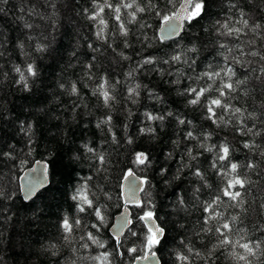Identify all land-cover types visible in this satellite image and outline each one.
<instances>
[{"label": "trees", "instance_id": "16d2710c", "mask_svg": "<svg viewBox=\"0 0 264 264\" xmlns=\"http://www.w3.org/2000/svg\"><path fill=\"white\" fill-rule=\"evenodd\" d=\"M136 2L140 7L147 4V0ZM205 2L207 11L201 13L203 18L186 21L182 34L170 41L159 36L162 16L176 13L182 0H153L161 15L149 8L136 13L130 24L127 21L133 9H123L128 47H124L119 35H114L115 20L107 17L105 39H97L98 21L87 19L92 11L91 0H8L7 4H0L4 9L0 12V51L4 53L0 57V191L4 193L0 196V264H134L137 257L149 252L158 253L161 264H236L229 255L230 249H218L208 256L216 243L215 233L195 235L200 227L197 221L203 214L194 190L200 189L195 196L203 201L224 187L212 164L217 163V148L225 142L230 148V162L238 164L237 172L245 186H237L242 204L229 207L235 203L229 201L221 205L220 211L226 219L238 217L233 227L243 230L247 239L264 240V75L259 71L264 60L246 56L248 63L243 67L233 65L237 73L234 79L247 82L237 88L231 105L242 109L241 119L248 126L255 125L254 131L261 132L259 136L239 131L241 119L230 122L231 113L220 109H216L217 116L224 122L213 123L207 118L206 108L188 105L182 95L191 83L188 76L195 78L209 65H222V57L216 54L217 50L224 51L218 49L219 42L232 46L243 40L241 46L247 51L246 42L254 39L252 50L264 54V36H253L250 31L252 21L264 23V2L231 0L237 4L234 9H229V0ZM241 10L250 21L249 28L243 30L247 35L242 34L240 39L219 36L213 28L217 21L242 27L236 23L242 18ZM25 24L32 27L26 28ZM259 31L264 33V29ZM20 44L24 45L22 49ZM193 46L198 49L193 69L186 64L162 63L172 54L186 53L191 57L193 53L187 49ZM121 52L128 59H123ZM148 58L153 59V64L143 65ZM28 62L33 64L37 76L30 80L29 90H24L15 82L19 77L14 67L23 68ZM177 68L184 77L173 83L177 77L168 73H175ZM72 83L77 85L78 95L69 93ZM100 84L113 97L107 106L102 95L93 94ZM136 85L141 86L138 95L129 98L128 89ZM168 112L173 116H168ZM145 113L163 115L165 119L147 120ZM177 116L192 123L181 125ZM108 118L109 124L97 127ZM149 127L154 132L141 131ZM187 131L193 132L194 140L186 138ZM245 143L259 147L245 148ZM89 147L94 151L88 152ZM186 147L196 160H189ZM140 152L150 158L146 166L136 163ZM182 157L189 167L178 173ZM37 161L47 163L50 182L27 202L20 180ZM249 164L255 166L248 167ZM195 170L204 173L206 180L193 176ZM129 171L142 177L145 186L141 203L130 206L131 232L116 239L109 228L126 205L122 183ZM205 184L212 187L202 186ZM78 189H83L102 211V223L94 213L89 215L91 208L79 212L80 201L72 199ZM181 200L185 203L181 204ZM149 210L160 218L157 222L166 229L167 239L164 243L165 237H161V243L151 251L146 245L148 227L137 219ZM65 217L70 222L81 221L71 234L61 227ZM94 224L96 228L92 227ZM89 233L104 246L89 240ZM65 235L70 238L65 240ZM233 238L239 239V235ZM85 244L87 247H83ZM131 248L137 251L130 252ZM189 248L200 252L201 257L189 253ZM104 254H108L107 260L103 259ZM182 255L187 260L178 259ZM251 260L252 264H261L264 256Z\"/></svg>", "mask_w": 264, "mask_h": 264}, {"label": "snow or ice", "instance_id": "6c2138e0", "mask_svg": "<svg viewBox=\"0 0 264 264\" xmlns=\"http://www.w3.org/2000/svg\"><path fill=\"white\" fill-rule=\"evenodd\" d=\"M171 2V0H169ZM251 2V0H249ZM257 2H264V0H257ZM8 0H0V4H7ZM92 3V11L87 16V19L92 22L98 21V30L96 31L95 35L98 40L105 39V28H108L109 25L106 22V17L108 19H114L115 24L112 25V28L115 29L114 35H119L122 38V43L124 47H128V40L127 37L129 35V31L127 29V24L122 22L121 11L123 9H133V11L129 14L130 19H128L127 23H132L136 19V13L145 12L147 9L151 8L157 15H161L159 10L153 3V0H147V4L145 7H140L136 0H91ZM229 9L237 8L236 3H232L229 0L228 4ZM191 9V10H189ZM182 12L180 14H172V15H163L162 18L165 23L170 22L172 19L179 18L181 14L186 21H193L196 20L197 17L203 18L201 16L202 12L207 11V5L205 0H185V3L181 6ZM4 9L0 7V12H3ZM87 12L88 9H85ZM240 16L242 17L240 20L236 21V23L242 25V27H234L229 23H221L217 21L216 25H213L214 29L218 30L219 36L225 37H235V39H240L241 35H247L244 33V29H248L250 25L249 19L245 17V13L241 10ZM231 20V17H228ZM198 22V20L196 21ZM26 28L32 27L30 24H25ZM147 27V25H145ZM261 29H264V23L260 22H251L250 31L253 33V36H264ZM245 41L241 40L240 44H234L229 46L227 43L219 42L218 49H223V52L216 51V54L222 57V65H217L213 67L212 65L208 66L207 70L200 72L195 78L188 76L187 79L191 81L190 84L186 85L182 95L187 98V104L190 106H196L199 108H206L208 113L207 118L213 120V123H223V118L217 116L216 109H220L222 112H230V122L231 119H241L243 117V112L240 107H233L231 105V100L236 99L233 95L236 93L237 88L246 84V80L239 79L234 77L237 76L236 69L233 65H240L241 67L244 66L245 63H248L244 59L246 56L257 57L259 56L260 60H264V54H261L255 50H252L251 46L255 43L254 39H249L246 43L248 45V50L245 51V48L242 47ZM110 46V45H109ZM0 47H2V42H0ZM19 47L22 49L24 47L23 44H20ZM88 47L93 48L96 50L95 47L91 44ZM38 51H42L43 49L38 48ZM115 51V49H113ZM187 52L193 53L191 57H189L186 53L184 55L179 54H172L169 59L163 60V64H186L189 69H193L196 65L195 54L198 52V49L193 46L192 48L187 49ZM238 53V54H237ZM4 53L0 51V57H2ZM25 55H27L25 53ZM119 55L123 59H128L127 56H124L123 53H119ZM153 59L148 58L143 61V65H150L153 64ZM141 65V66H143ZM92 65H88V68L91 69ZM14 71L18 74V81L24 90H29V82L32 78L37 76V71L34 69V66L31 62H28L23 68L20 66L14 67ZM135 71V69H133ZM161 74L163 75V69H160ZM253 72L256 71L255 68L252 69ZM260 73L264 75V67L259 69ZM169 75H175L177 79L173 81V83H179V80L184 77V73L177 68L175 73L169 71ZM129 76L132 75L131 72L128 73ZM89 76L91 73L89 72ZM259 79V77H258ZM200 81H204L203 84H200ZM107 83V82H106ZM193 84L197 86H192ZM60 87H64L63 84ZM141 86L136 85L135 88L128 89V96L129 98H134L135 95H138L137 89ZM71 95H78L77 85L72 83L68 89ZM94 95L103 96L104 104L107 106L112 101L113 97L110 96L109 90H105V86L100 84L96 87L93 91ZM151 95V94H150ZM157 101H160L158 95L155 96ZM147 120H160L163 121L165 117L163 115L153 116L150 113L144 114ZM168 116H173L172 112H168ZM249 116L252 113L248 114ZM215 118V119H214ZM177 122L181 125L191 124L192 121H185L180 117H176ZM109 120L105 119L97 124V127H100L101 124L107 125L109 124ZM264 123V121H262ZM255 125L248 126L243 122L241 119V123L239 126V131L244 134H252L254 136H259L261 134L260 130H255ZM141 131H147L149 133L154 132V129L149 127L148 129H142ZM186 138L191 141L194 140L195 137L193 136L192 131H187L185 133ZM115 139V137H114ZM131 143V141H129ZM177 143V142H174ZM177 146L178 143H177ZM87 147V146H86ZM199 147H204L203 144H200ZM245 148H253L259 147L255 144H244ZM88 152H93L94 149L89 147L87 148ZM211 150V149H209ZM230 148L227 146V143L221 144L217 148V155L216 161L217 163L212 164V168L216 170L217 175L221 177L222 182H224V187L222 189L215 190L210 199L200 201L198 196H195V193L199 192L200 189L194 190V198L196 199L197 203L199 204V210L203 214L197 221L200 225L198 229L195 230L196 236H201V234H208V233H215L216 234V243L212 246V249L209 251L208 256L210 257L216 250L218 249H230L229 255L235 260L236 264H252V257H256L257 255L264 256V240L260 241H252L246 238V234L241 229H234L233 225L238 220V217L233 215L230 219H226L224 212L220 211L221 205L233 201L234 204H229V207H239L242 204V201L238 198L241 197V192L238 190L239 188H243L245 186V182L239 178V174L237 172L238 164L230 162ZM185 154L188 156L189 160H196L197 157L193 155L192 150L189 148H185ZM3 155L8 156L9 153H3ZM171 153H169V157H171ZM264 155V152L261 153ZM101 160L103 157L100 158ZM182 163L181 166L177 168V172L179 173L183 167H189L188 164L183 163V157L181 158ZM150 162V158L147 157L143 152L136 154V163L140 165H145L146 163ZM230 164V167H229ZM254 164H249L248 167H254ZM221 169H224L221 171ZM166 171V170H165ZM193 176L198 177L201 181H205L206 177L204 173L199 170L192 171L191 173ZM134 175L133 172H128V177L131 178ZM141 183H145V181H141ZM211 188V185H202ZM237 189V190H233ZM4 193L0 191V196H3ZM226 198V199H225ZM73 200H79L80 206L78 208L80 213H85L87 208L92 209V213L96 218L102 223L104 220V216L102 215V211L95 207L93 201L89 199V197L84 193L83 189H78L76 194L72 197ZM181 204H184L185 201L181 200ZM137 219L139 221H152V225L147 228V232L149 235L146 237V245L148 249L151 251L152 247L156 244L161 243L160 237H165L164 243H167L166 239V229L156 223L160 218L158 216L154 217V213L149 210L144 212L143 215H138ZM131 221L125 220L124 224H129ZM81 224L80 220H73L72 222L69 221L67 217L63 219L62 222V229L65 233L71 234L74 230V226H79ZM93 228H96L97 225H92ZM123 227V225H122ZM131 232V229H129ZM132 235H136V233L132 232ZM239 235V239H234L233 237ZM70 235H65L64 239L68 240ZM93 243L97 244L99 247H103L104 245L98 241L92 233L88 234L87 237ZM83 239V237H81ZM83 247H87V245H83ZM260 250L259 252L257 250ZM130 252H136V248L129 249ZM189 253H192L195 257L200 258L201 253L198 251H194L193 248L188 249ZM107 255H103V259L107 260ZM152 256H155V252H151ZM149 257L144 256L141 259H148ZM186 255L179 256L178 259L181 261L187 260ZM261 264H264V261H261Z\"/></svg>", "mask_w": 264, "mask_h": 264}, {"label": "water", "instance_id": "95a60500", "mask_svg": "<svg viewBox=\"0 0 264 264\" xmlns=\"http://www.w3.org/2000/svg\"><path fill=\"white\" fill-rule=\"evenodd\" d=\"M176 13L180 14L182 12L181 6ZM191 10V9H189ZM186 20L183 14L179 18L172 19L170 22H163L159 29V36L163 41H170L177 39L183 32ZM134 175L129 178L128 175L124 178L122 183L123 198L125 202V207L115 215L112 224L110 225L109 231L112 236L117 239H121L130 229L132 223V212L130 206L138 205L142 201V191L144 189L145 183H141L143 180L138 174L133 172ZM144 181V180H143ZM50 182L48 165L45 161H37L31 167L26 169L21 177V193L25 201H31L34 199L39 192L45 189ZM131 221L129 224H124L125 220ZM147 227L152 225V221H144ZM156 223H158L156 221ZM123 225V227H122ZM161 239V237H160ZM148 259H141L140 256L134 261V264H161L160 257L158 253L155 252V256L151 253L146 254Z\"/></svg>", "mask_w": 264, "mask_h": 264}, {"label": "clouds", "instance_id": "9594fccd", "mask_svg": "<svg viewBox=\"0 0 264 264\" xmlns=\"http://www.w3.org/2000/svg\"><path fill=\"white\" fill-rule=\"evenodd\" d=\"M161 175H163V170H162V172H161Z\"/></svg>", "mask_w": 264, "mask_h": 264}]
</instances>
